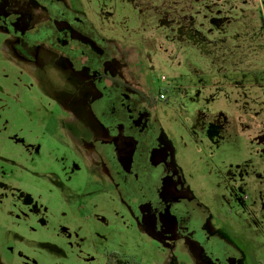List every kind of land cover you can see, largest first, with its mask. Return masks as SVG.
Segmentation results:
<instances>
[{
	"label": "rangeland",
	"instance_id": "1",
	"mask_svg": "<svg viewBox=\"0 0 264 264\" xmlns=\"http://www.w3.org/2000/svg\"><path fill=\"white\" fill-rule=\"evenodd\" d=\"M64 2L155 96L210 239H165L124 202L93 147L90 73L37 35L30 0V26L0 29V264H264V0ZM219 40L230 65L212 60Z\"/></svg>",
	"mask_w": 264,
	"mask_h": 264
},
{
	"label": "flooded vegetation",
	"instance_id": "2",
	"mask_svg": "<svg viewBox=\"0 0 264 264\" xmlns=\"http://www.w3.org/2000/svg\"><path fill=\"white\" fill-rule=\"evenodd\" d=\"M35 2L45 10L37 12L38 21L44 23H37V35L44 33L51 45L61 54L65 53L75 67H87L90 73V110L100 124L92 140L93 147L97 157L113 167L124 202L151 223L163 238L181 239L190 238L187 236L190 235L204 247L210 236L201 225L193 223L204 219L202 209L183 182L174 164L170 143L159 129L160 121L155 111L158 101L155 96L143 93L139 85L133 83L136 79L126 74L131 64L128 55H110L107 44L98 42L100 39L85 25L84 17L70 11L64 0ZM29 10H33L30 0H0V29L7 25L6 31L20 34L15 27L16 20L23 23ZM7 15L17 18L11 22ZM25 24L30 26L26 20ZM39 25L42 26L38 28ZM87 37L92 41L83 40ZM26 44L29 48L37 45L33 39L26 40ZM16 49L19 54L21 49ZM52 51L59 54L53 48ZM23 52L26 51L23 49ZM114 62L119 64L118 71L111 65ZM153 160H160V163L154 165ZM167 212L178 221V230L173 234L172 227L164 222Z\"/></svg>",
	"mask_w": 264,
	"mask_h": 264
},
{
	"label": "trees",
	"instance_id": "3",
	"mask_svg": "<svg viewBox=\"0 0 264 264\" xmlns=\"http://www.w3.org/2000/svg\"><path fill=\"white\" fill-rule=\"evenodd\" d=\"M225 44H226V41L219 40L218 43H217V45L215 46L216 52L211 51L212 60H213V62H214L215 65H216V63L217 64H220V63H224L225 61L228 62V59H227L228 56H229V53L228 52H230V51H229V46L226 47ZM230 63H229V65H230ZM234 70L236 71L237 68H234ZM162 92H163V90L161 89L159 91V95ZM165 92H166V90H165ZM122 261H124V264H136L132 260H129L128 258H123V257H121L119 255H112V256H110V263L109 264H120Z\"/></svg>",
	"mask_w": 264,
	"mask_h": 264
},
{
	"label": "water",
	"instance_id": "4",
	"mask_svg": "<svg viewBox=\"0 0 264 264\" xmlns=\"http://www.w3.org/2000/svg\"><path fill=\"white\" fill-rule=\"evenodd\" d=\"M171 153H173L172 149H171ZM153 163L154 165H158L160 163V160H157V161L153 160ZM165 219L167 220V221L164 220L166 226L172 227L173 231L171 233L172 234L175 233L178 230V221L176 217H172L171 215H168V212H167Z\"/></svg>",
	"mask_w": 264,
	"mask_h": 264
},
{
	"label": "built area",
	"instance_id": "5",
	"mask_svg": "<svg viewBox=\"0 0 264 264\" xmlns=\"http://www.w3.org/2000/svg\"><path fill=\"white\" fill-rule=\"evenodd\" d=\"M160 99H161V100L166 99V94H165V93H161V95H160Z\"/></svg>",
	"mask_w": 264,
	"mask_h": 264
}]
</instances>
